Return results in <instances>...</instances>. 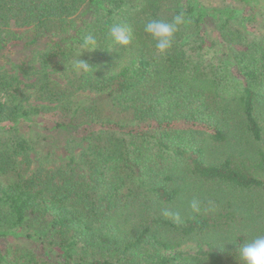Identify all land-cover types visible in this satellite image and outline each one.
Wrapping results in <instances>:
<instances>
[{"label": "trees", "instance_id": "1", "mask_svg": "<svg viewBox=\"0 0 264 264\" xmlns=\"http://www.w3.org/2000/svg\"><path fill=\"white\" fill-rule=\"evenodd\" d=\"M181 14L161 56L144 24ZM239 15L205 0H0V264H242L264 234V33L246 42Z\"/></svg>", "mask_w": 264, "mask_h": 264}, {"label": "rangeland", "instance_id": "2", "mask_svg": "<svg viewBox=\"0 0 264 264\" xmlns=\"http://www.w3.org/2000/svg\"><path fill=\"white\" fill-rule=\"evenodd\" d=\"M205 4L207 7H211L216 10H227V9H234L237 12H239V19L237 20L238 24L240 25L241 29L243 30L245 36H246V42L260 37L264 33V1L259 2L255 7H248V6H243V4L233 1V0H205ZM249 16L251 19L248 21L241 22L240 17L242 16ZM216 24L217 20L215 18H209L207 20V33L208 36L212 39H215L217 35L216 31ZM12 31L15 34H22L25 29L23 28H16L14 26L11 27ZM218 52L217 56L222 60V61H228L229 59V50L225 45L219 44L217 47ZM53 77L60 83L63 84L64 81L61 77H59L57 74H54ZM45 123L47 126L43 130V136L46 137L49 132L51 131L52 127L56 123L57 120V115L53 112L50 111L49 113L45 114ZM264 124V123H262ZM191 124H188L186 122H179L177 123V126H189ZM252 147L261 149L264 151V141L260 142L258 144H253ZM233 149V151L237 150H242L243 145H232V146H222V145H212L210 146L209 149V157L212 160H219L225 153L229 152L230 149ZM37 163L35 162V165ZM237 193V192H236ZM235 193V195H236ZM240 197H251L255 194H252L251 192L248 191H241L238 194ZM262 193L260 195H257L259 197H253L254 199H262ZM12 242V239H7V238H0V247L3 248L6 244ZM186 247H190V245H183ZM31 248L38 254L46 259L49 260H54L55 256L52 254L46 247H44L43 244H41L38 240H35L31 243Z\"/></svg>", "mask_w": 264, "mask_h": 264}, {"label": "clouds", "instance_id": "3", "mask_svg": "<svg viewBox=\"0 0 264 264\" xmlns=\"http://www.w3.org/2000/svg\"><path fill=\"white\" fill-rule=\"evenodd\" d=\"M186 23L187 21L182 14L175 16L170 22L162 18H155L148 20L144 24L143 30L152 37L153 41H155L156 51L163 56L172 48L179 26ZM110 35L114 42L122 46H128L132 42L130 29L123 25L117 24L112 26ZM95 45V37L93 35H87L84 38L83 50L80 53V57L85 50L96 48ZM77 67L83 71H88L90 65L85 60L79 58ZM190 207L194 212L200 211L199 203L196 200L191 202ZM163 215L176 222L181 221L179 212L165 210ZM238 257L242 264H264V234L256 235L241 245L238 248Z\"/></svg>", "mask_w": 264, "mask_h": 264}]
</instances>
